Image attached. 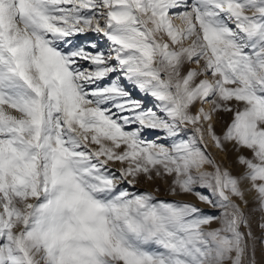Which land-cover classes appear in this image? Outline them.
<instances>
[{
  "label": "snow or ice",
  "instance_id": "obj_1",
  "mask_svg": "<svg viewBox=\"0 0 264 264\" xmlns=\"http://www.w3.org/2000/svg\"><path fill=\"white\" fill-rule=\"evenodd\" d=\"M256 211L264 0H0V264H256Z\"/></svg>",
  "mask_w": 264,
  "mask_h": 264
},
{
  "label": "rangeland",
  "instance_id": "obj_2",
  "mask_svg": "<svg viewBox=\"0 0 264 264\" xmlns=\"http://www.w3.org/2000/svg\"><path fill=\"white\" fill-rule=\"evenodd\" d=\"M75 39L80 43H83L87 40H97L98 42H100V38L96 37L95 35H93L91 33L87 34L86 36L76 37ZM130 89H132V88L129 86V90ZM135 97H137V96H135ZM149 98L150 97H147V102H149L151 100V98L150 99ZM148 107H151L150 104ZM221 120L223 121V123H221L220 121L214 122L215 127H216V131L218 134L222 131V128L224 127V125H226V123L230 122V120H231L230 114H222ZM143 135L146 138V135L145 134H143ZM157 137H160L161 138L160 142H163L164 137L161 133H157L154 136L148 138L147 140L154 141ZM225 149H226V152L221 153L214 146H212L211 144L209 145V151L216 158L217 162L220 163L223 168L228 169L232 175L239 177L244 172V168H243V166L239 165L238 156L242 154V155H245L246 157L250 158L251 153H249L245 150H242L241 152L238 153L235 150V148L230 144L225 145ZM109 167H111L112 170L115 171L117 175H119V172H118V169L120 167L119 164H115V165L110 164ZM122 187H128V185L124 184V185H122ZM157 187L160 189L159 193H155V191H154ZM167 189H168V185H167V183H165V181L156 180L154 182H150V181H145L143 178L140 179V183L137 185V187L135 189L130 188V190H133V191H140V192L151 191V192H154V194L157 195V198L162 199V200L193 203L205 213H208V214L216 213V214H218V210L212 209L209 206L200 203L199 200L191 194H180L178 196H172V195L167 194ZM201 191H203V190H201ZM246 198L249 200L248 209L255 208L256 205L252 202V196L248 195V196H246ZM261 217H262V214L259 211H256L254 213L253 223H252V232H253V236L255 237L254 248H255L256 264H258L257 263L258 259L260 257H262L261 255L264 254V253H262V252H264V244L261 243V239H262V237H264V230H261L258 227L259 223L261 222ZM211 227H219V224L214 223Z\"/></svg>",
  "mask_w": 264,
  "mask_h": 264
},
{
  "label": "bare ground",
  "instance_id": "obj_3",
  "mask_svg": "<svg viewBox=\"0 0 264 264\" xmlns=\"http://www.w3.org/2000/svg\"><path fill=\"white\" fill-rule=\"evenodd\" d=\"M130 91H131V93H132V96H133V98H135V99H140V100H143L144 101V105L146 106V107H148L149 106V104H150V106L152 107V105H153V102H152V100H150L149 102H147V97H144L141 93H139V91L138 90H136V89H130ZM135 96H137V97H135ZM150 99V98H149ZM206 108H207V106H205ZM158 132H156V131H153V130H144V133L143 134H145L146 135V139H148V138H150V137H152V136H154L155 134H157ZM160 140H161V138L160 137H157L154 141H157V142H160ZM163 140V139H162ZM245 187H247V185H245ZM262 253H264V252H262ZM262 257H260L259 259H258V261H257V263L258 264H264V254L263 255H261Z\"/></svg>",
  "mask_w": 264,
  "mask_h": 264
}]
</instances>
